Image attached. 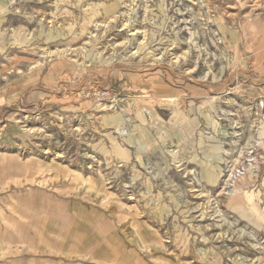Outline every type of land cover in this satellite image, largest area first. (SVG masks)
<instances>
[{"label": "rangeland", "instance_id": "374dc122", "mask_svg": "<svg viewBox=\"0 0 264 264\" xmlns=\"http://www.w3.org/2000/svg\"><path fill=\"white\" fill-rule=\"evenodd\" d=\"M0 155L98 179L163 264H264V0H0Z\"/></svg>", "mask_w": 264, "mask_h": 264}, {"label": "crops", "instance_id": "0c3cea01", "mask_svg": "<svg viewBox=\"0 0 264 264\" xmlns=\"http://www.w3.org/2000/svg\"><path fill=\"white\" fill-rule=\"evenodd\" d=\"M7 156L0 155V264L165 263L150 222L99 210L98 179L40 185L34 166Z\"/></svg>", "mask_w": 264, "mask_h": 264}, {"label": "built area", "instance_id": "2783aa9c", "mask_svg": "<svg viewBox=\"0 0 264 264\" xmlns=\"http://www.w3.org/2000/svg\"><path fill=\"white\" fill-rule=\"evenodd\" d=\"M85 98L92 99L98 105L107 107L109 110L116 109L120 114L124 116V125L126 126L130 123L129 116L125 114V106L122 104V101L124 100L113 94L112 91L105 89H94L88 95H86ZM122 129H124L125 133V127H123Z\"/></svg>", "mask_w": 264, "mask_h": 264}, {"label": "bare ground", "instance_id": "6f19581e", "mask_svg": "<svg viewBox=\"0 0 264 264\" xmlns=\"http://www.w3.org/2000/svg\"><path fill=\"white\" fill-rule=\"evenodd\" d=\"M91 38V37H90ZM174 59V58H173ZM177 59V57L175 58V60ZM104 110V109H103ZM29 130V129H28ZM231 169V168H230ZM230 175H232V173L230 174ZM240 183V182H239ZM241 184V183H240ZM236 185V181L234 182V184H233V186H235ZM243 185V184H242ZM128 196V195H127ZM130 197V196H129ZM133 201V200H132Z\"/></svg>", "mask_w": 264, "mask_h": 264}]
</instances>
